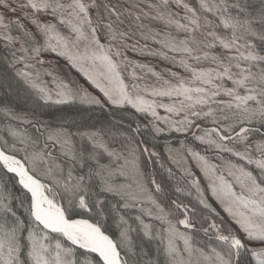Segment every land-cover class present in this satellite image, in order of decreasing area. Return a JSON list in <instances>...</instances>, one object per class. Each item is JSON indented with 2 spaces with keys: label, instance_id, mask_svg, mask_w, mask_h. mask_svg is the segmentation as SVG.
Instances as JSON below:
<instances>
[{
  "label": "snow or ice",
  "instance_id": "6c2138e0",
  "mask_svg": "<svg viewBox=\"0 0 264 264\" xmlns=\"http://www.w3.org/2000/svg\"><path fill=\"white\" fill-rule=\"evenodd\" d=\"M0 264H264V0H0Z\"/></svg>",
  "mask_w": 264,
  "mask_h": 264
},
{
  "label": "trees",
  "instance_id": "16d2710c",
  "mask_svg": "<svg viewBox=\"0 0 264 264\" xmlns=\"http://www.w3.org/2000/svg\"><path fill=\"white\" fill-rule=\"evenodd\" d=\"M96 115H98L99 113L97 112V113H95Z\"/></svg>",
  "mask_w": 264,
  "mask_h": 264
}]
</instances>
